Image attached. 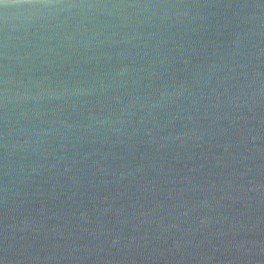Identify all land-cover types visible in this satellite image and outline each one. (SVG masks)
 <instances>
[{"label": "water", "instance_id": "obj_1", "mask_svg": "<svg viewBox=\"0 0 264 264\" xmlns=\"http://www.w3.org/2000/svg\"><path fill=\"white\" fill-rule=\"evenodd\" d=\"M0 264H264V0H3Z\"/></svg>", "mask_w": 264, "mask_h": 264}, {"label": "snow or ice", "instance_id": "obj_2", "mask_svg": "<svg viewBox=\"0 0 264 264\" xmlns=\"http://www.w3.org/2000/svg\"><path fill=\"white\" fill-rule=\"evenodd\" d=\"M0 3H3V0H0Z\"/></svg>", "mask_w": 264, "mask_h": 264}]
</instances>
